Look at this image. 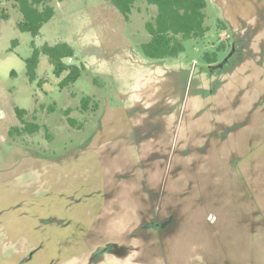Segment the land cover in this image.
Segmentation results:
<instances>
[{
  "label": "rangeland",
  "instance_id": "374dc122",
  "mask_svg": "<svg viewBox=\"0 0 264 264\" xmlns=\"http://www.w3.org/2000/svg\"><path fill=\"white\" fill-rule=\"evenodd\" d=\"M262 1L206 0L204 37L151 59L145 1L125 20L108 0H50L32 37L0 0V264H264ZM59 42L80 76L59 87L40 55L29 81L32 45Z\"/></svg>",
  "mask_w": 264,
  "mask_h": 264
},
{
  "label": "trees",
  "instance_id": "16d2710c",
  "mask_svg": "<svg viewBox=\"0 0 264 264\" xmlns=\"http://www.w3.org/2000/svg\"><path fill=\"white\" fill-rule=\"evenodd\" d=\"M50 0H13L15 6L21 14V20L17 23V28L21 32H28L32 37L39 34L42 26L47 23L54 15V6L49 3ZM122 14L125 20H128L131 10L137 1H145L149 5L156 7V13L145 21V28L150 35V39L140 45L142 53L151 59H164L175 57L184 50L183 41L188 39L202 38L210 30L205 24L206 14L204 12L206 0H108ZM42 5V7H40ZM0 18L7 19L6 14L0 13ZM224 29L223 25L219 26ZM224 45L220 44L211 52H205L203 58L207 63L217 61V52L223 50ZM40 55H45L49 64L52 66V72L59 77L63 72L65 75L59 82V87L67 86L76 81L85 66L67 63L75 55L74 48L66 42H59L54 45L44 44L41 47L32 45L31 54L24 59L26 75L29 81L36 79V69ZM39 81L37 84H40ZM93 102L92 97L85 96L80 100L81 109L87 110ZM96 107V102L92 103ZM18 118L24 123V131L34 133L40 129V125L35 122H25L23 114L25 109L14 108ZM70 124L74 120L68 118ZM115 248L108 252H114L120 258L126 256L127 246L116 242L109 243ZM109 246V245H108ZM107 246V247H108ZM92 259V258H91ZM104 256L98 261L102 262ZM96 262V261H95Z\"/></svg>",
  "mask_w": 264,
  "mask_h": 264
},
{
  "label": "flooded vegetation",
  "instance_id": "af4514ba",
  "mask_svg": "<svg viewBox=\"0 0 264 264\" xmlns=\"http://www.w3.org/2000/svg\"><path fill=\"white\" fill-rule=\"evenodd\" d=\"M262 3H263V4H262V5H260V6H258V5H257V7H256V8H257V10H256V11H258V12H259V11H260V7H261V6H262V7H264V1H262ZM255 15H257V13H256V12H255V13H253V15H251V17H252V16H255ZM251 17H250V18H251ZM250 18H249V19H250ZM242 21H243V22H247L248 20H247V21H245V20H243V19H242ZM259 25H262V26L264 27V19H263V20H261V22L259 23ZM226 28H227V30H228L230 33H233V32L231 31V28H230V27H228V26H227ZM238 29H239V28H238Z\"/></svg>",
  "mask_w": 264,
  "mask_h": 264
}]
</instances>
